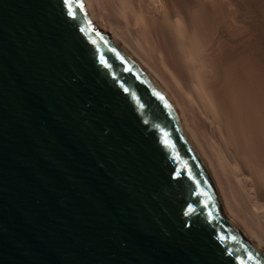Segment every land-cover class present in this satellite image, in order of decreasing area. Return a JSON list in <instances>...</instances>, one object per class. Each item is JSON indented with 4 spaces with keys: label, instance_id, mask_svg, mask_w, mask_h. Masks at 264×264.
I'll use <instances>...</instances> for the list:
<instances>
[{
    "label": "water",
    "instance_id": "1",
    "mask_svg": "<svg viewBox=\"0 0 264 264\" xmlns=\"http://www.w3.org/2000/svg\"><path fill=\"white\" fill-rule=\"evenodd\" d=\"M0 264H264L79 0H0Z\"/></svg>",
    "mask_w": 264,
    "mask_h": 264
},
{
    "label": "bare ground",
    "instance_id": "2",
    "mask_svg": "<svg viewBox=\"0 0 264 264\" xmlns=\"http://www.w3.org/2000/svg\"><path fill=\"white\" fill-rule=\"evenodd\" d=\"M175 105L223 209L264 253V0H79Z\"/></svg>",
    "mask_w": 264,
    "mask_h": 264
},
{
    "label": "snow or ice",
    "instance_id": "3",
    "mask_svg": "<svg viewBox=\"0 0 264 264\" xmlns=\"http://www.w3.org/2000/svg\"><path fill=\"white\" fill-rule=\"evenodd\" d=\"M249 259H251V257H249Z\"/></svg>",
    "mask_w": 264,
    "mask_h": 264
}]
</instances>
